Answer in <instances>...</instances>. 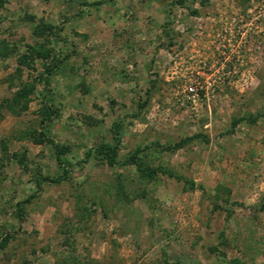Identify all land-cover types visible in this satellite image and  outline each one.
<instances>
[{
	"label": "rangeland",
	"instance_id": "374dc122",
	"mask_svg": "<svg viewBox=\"0 0 264 264\" xmlns=\"http://www.w3.org/2000/svg\"><path fill=\"white\" fill-rule=\"evenodd\" d=\"M5 1L0 264H264V0Z\"/></svg>",
	"mask_w": 264,
	"mask_h": 264
},
{
	"label": "trees",
	"instance_id": "16d2710c",
	"mask_svg": "<svg viewBox=\"0 0 264 264\" xmlns=\"http://www.w3.org/2000/svg\"><path fill=\"white\" fill-rule=\"evenodd\" d=\"M5 0H0V9L5 8ZM52 30L51 26H47L45 27L44 31L48 32ZM36 53V54H35ZM36 56V57H35ZM50 55H44L42 53H40V51H38L35 47L32 48L31 50V54L29 55H23L22 57H20L19 62L20 64H22L23 66H30L31 62H35L37 59L45 58L48 59ZM62 61H56V64L54 66H45V72L40 75V80L39 83L44 84L46 87L50 88V81L49 78L51 76L54 75L55 70L59 67V64ZM32 69L35 70V67H32ZM35 86L30 85V86H26L24 85L22 87V89H20L19 91L16 92V94L14 95V100L13 102L17 104L18 103H22L25 102L26 100H28L30 98L31 95H33L35 93ZM12 100H7L5 103L2 104V106L0 107H5L7 106L8 108H11V110L16 113V109H14V107L12 106ZM59 109L58 108H54L52 105L45 107L44 110V119L42 123H45L47 121L52 120L53 116H57L59 113ZM254 120L256 119L255 117ZM241 121V119H239L238 121H236L235 124H238ZM255 122V121H254ZM121 133H122V127H120V125H117L114 134H115V142L111 143V142H103L101 143L99 146H97L96 148H91L87 151L86 153V159L85 161H79L78 165L81 164H85L88 161H90L92 158L99 160L101 162L107 163L110 167H126V166H130V167H136L138 173L140 174V176L142 178L145 179H150V180H154L157 177V174L159 171L151 169L149 167H147L145 165V161L143 160V157H140L139 153L142 152H136L133 153L131 155H129L128 157H126V159L123 162L119 161V151H120V146H121ZM55 148L57 150V162L58 164L63 168L64 170V175H62L61 177L57 178V179H52V178H48V177H44L43 181H48L51 183H59L61 181L64 180H68L69 178V171L64 167V160H63V156L67 153L66 149L60 147L57 144H54ZM178 146H180L178 144ZM174 149V147H173ZM163 174H170L168 171L166 170H162L160 171ZM170 176H173V174H171ZM38 187L41 188L42 187V183L39 182L38 183ZM33 197H31L30 199L26 200L24 203H22V205L30 203ZM20 214L23 215V209L21 208L20 210ZM8 239L4 240V243L2 246H5V244L7 243Z\"/></svg>",
	"mask_w": 264,
	"mask_h": 264
}]
</instances>
